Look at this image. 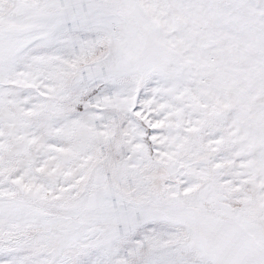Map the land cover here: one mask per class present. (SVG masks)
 Returning a JSON list of instances; mask_svg holds the SVG:
<instances>
[{
  "label": "snow or ice",
  "instance_id": "1",
  "mask_svg": "<svg viewBox=\"0 0 264 264\" xmlns=\"http://www.w3.org/2000/svg\"><path fill=\"white\" fill-rule=\"evenodd\" d=\"M0 264H264V0H0Z\"/></svg>",
  "mask_w": 264,
  "mask_h": 264
}]
</instances>
